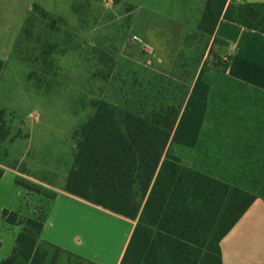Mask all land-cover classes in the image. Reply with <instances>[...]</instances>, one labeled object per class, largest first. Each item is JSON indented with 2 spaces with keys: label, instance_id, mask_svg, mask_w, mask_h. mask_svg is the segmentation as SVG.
<instances>
[{
  "label": "trees",
  "instance_id": "trees-1",
  "mask_svg": "<svg viewBox=\"0 0 264 264\" xmlns=\"http://www.w3.org/2000/svg\"><path fill=\"white\" fill-rule=\"evenodd\" d=\"M33 9L54 22L39 4ZM80 9L74 5L75 12ZM130 20L132 25L133 17ZM223 21L264 35V3L208 0L168 77L155 71L157 78L173 86L165 94L169 104H143L125 111L104 99L92 100V114L73 133L76 152L65 192L137 222L121 264H223L221 241L257 198L264 199L255 193L256 185L264 183V155L257 160L249 155L258 148L264 152V140H222L227 130L233 134L240 127L235 111L239 118L244 111L246 116L253 114L249 94L257 92L228 75L232 56L225 55L231 45L217 35ZM196 39L207 42L203 54L188 51ZM52 52L49 46L46 58ZM201 66L213 71L205 76L211 93L206 127L193 151L199 159L190 166L165 159V153ZM188 73L193 77L187 78ZM242 92L244 106L239 101ZM258 100L256 96L253 105ZM5 114L0 109V163L8 156L3 144L11 136ZM245 125L240 130L248 132ZM3 175L0 169V180ZM16 184L28 196L57 198L55 192L23 178ZM47 218V206L30 216L4 210L3 224L21 231L12 253L0 264H97L42 240Z\"/></svg>",
  "mask_w": 264,
  "mask_h": 264
},
{
  "label": "rangeland",
  "instance_id": "rangeland-1",
  "mask_svg": "<svg viewBox=\"0 0 264 264\" xmlns=\"http://www.w3.org/2000/svg\"><path fill=\"white\" fill-rule=\"evenodd\" d=\"M36 3L51 14L54 22L34 12ZM74 5L81 7V11L75 12ZM130 6L128 0H0L3 63L0 109L5 110V120L11 128L10 139L3 144L8 156L2 165H17L20 173L29 171L37 176L43 175L45 165L55 172L48 174V178L59 183L64 171L60 166L69 156L68 140H73L75 130L92 114L90 101L104 99L125 111L138 110L143 104L156 107L169 104L165 94L173 86L155 76L154 60L162 58L164 65L158 67H168L178 48L179 30L170 28L168 20L156 23L160 31L149 33L153 37L150 43L156 47L153 52L131 32L130 19L134 13ZM137 21L134 29L142 36L155 27L150 20ZM193 42L188 49L192 55L206 52L207 42L200 43L198 39ZM49 46L53 52L46 58L44 53L49 51ZM201 68L204 67L198 69L196 76ZM186 77L192 78L193 73ZM244 95V92L240 95V106L245 105ZM255 98L256 95L249 94L253 114L246 116L244 111L239 118V111H235L236 124L240 127L233 134L227 130L223 139H219L242 138L240 128L245 123L248 133H252V121L264 120L263 104L253 105ZM212 139L216 140L215 136ZM180 157L183 164L190 166L199 159L194 152ZM15 183L7 175L0 185V215L8 210L21 211L26 216L28 211L33 214L37 208L48 205L42 196L37 197H42V201L26 199L25 189ZM255 193L264 195V183L256 185ZM82 216L99 217L105 231L80 235L84 246L81 251L89 255L104 252L115 240L110 231L119 229V225L110 222L106 225L103 218H118V215L107 212L97 216L86 212ZM20 231V227L1 230L0 258L7 253L12 235Z\"/></svg>",
  "mask_w": 264,
  "mask_h": 264
},
{
  "label": "crops",
  "instance_id": "crops-1",
  "mask_svg": "<svg viewBox=\"0 0 264 264\" xmlns=\"http://www.w3.org/2000/svg\"><path fill=\"white\" fill-rule=\"evenodd\" d=\"M128 1L129 4L135 8L133 11L134 21H132L133 25H131V32L135 37L141 40L147 49L153 52L156 50V47L150 43L153 37L149 35L150 32L160 31L157 29L156 23L168 20V22L171 23L169 24L170 28L176 29L175 31L179 30L180 41L178 48L173 59L168 63V67L166 69H160L158 65H164L162 58L157 59L156 57L154 60L155 71L163 75L168 74L187 33L189 30L196 28L200 22L208 0ZM235 1L237 3H264V0ZM137 20H150L155 27H151L146 32V35L142 36L135 32L134 29L137 26ZM217 35L231 45L228 50L229 55L232 56V61L228 70L229 77L257 90L253 95L258 96V102L263 104L262 108H264V35L226 21L220 23ZM210 72L211 71L207 68H201L196 76L165 153V159L183 164V159L180 155L193 152L196 149L199 141L198 134L202 127V131L206 127V117L211 93V86L206 78L211 76ZM252 123L250 127L253 126L254 128L253 134L240 130L242 138H238L237 140H264V120L252 121ZM259 135H261L260 138L258 137ZM199 137H201V134ZM68 144L70 145L69 156L62 162V166H60L64 168V171L59 177V183L48 178V174H55V172L52 168H48L45 165L43 175L37 176L29 171L25 174L20 173L19 169L16 167L17 165L10 167L0 163V169L4 171V175L0 180V185L7 175H10L14 183L17 178H23L49 191L55 192L57 198L54 201L46 200L48 202V218L42 233V240L97 264H121L137 222L119 215L118 218L116 216H111L112 218L110 219L103 218V222H106V225H108L109 222L112 223V225H119V229L114 228L110 231L115 238L114 242H112L110 246H106L104 252H96L94 255L85 254V252L81 251V248L83 249L84 246L80 242V235L92 236L94 233L100 232V230H102V232L105 231L103 226L101 227L100 225L99 217L92 219L82 216V214L88 212L89 214H96L99 216L100 214L107 215L109 211L65 192V182L73 166L76 152L74 140H68ZM260 154L264 155V152H260L258 148L249 153V155H252L250 159L257 160ZM37 197L40 196H28V192L26 191V199H38ZM43 198L41 197L38 200L42 201ZM30 215L28 211L26 216ZM7 228L15 227L5 226L3 224L2 215H0V232ZM17 235L18 233L12 235L9 249L7 253L0 258V262L12 253ZM85 247L88 248L87 245H85ZM220 247L223 264H264L263 198L259 197L254 201L232 230L223 238Z\"/></svg>",
  "mask_w": 264,
  "mask_h": 264
},
{
  "label": "built area",
  "instance_id": "built-area-1",
  "mask_svg": "<svg viewBox=\"0 0 264 264\" xmlns=\"http://www.w3.org/2000/svg\"><path fill=\"white\" fill-rule=\"evenodd\" d=\"M138 40H140V39H138ZM141 41V40H140Z\"/></svg>",
  "mask_w": 264,
  "mask_h": 264
}]
</instances>
